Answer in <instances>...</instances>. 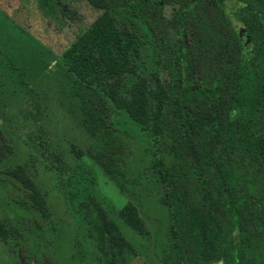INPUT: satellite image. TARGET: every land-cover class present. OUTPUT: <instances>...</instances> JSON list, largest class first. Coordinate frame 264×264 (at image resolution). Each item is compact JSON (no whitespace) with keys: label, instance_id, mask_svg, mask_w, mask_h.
Wrapping results in <instances>:
<instances>
[{"label":"trees","instance_id":"16d2710c","mask_svg":"<svg viewBox=\"0 0 264 264\" xmlns=\"http://www.w3.org/2000/svg\"><path fill=\"white\" fill-rule=\"evenodd\" d=\"M86 1L99 13L60 60L72 76L82 125L104 147L88 151L92 160L108 176L117 171L119 140L106 122L107 99L176 158L170 167L160 159L153 165L169 184L171 230L183 262L197 264L205 257L210 264H264V188L256 195L245 190L258 180L264 186L258 174L264 137L252 129L264 134V0H233L228 10L227 0ZM164 5L171 9L167 16ZM117 6L129 7L151 33L155 69L149 76L139 74L129 59L138 34L134 24L117 25L112 14ZM126 74L134 76L128 85ZM192 167L210 182L199 202L185 190ZM2 171L49 217L43 194L20 166ZM87 200L103 264L126 263L131 243L98 201L90 195ZM118 214L137 233H147L131 203ZM11 233L0 220V239Z\"/></svg>","mask_w":264,"mask_h":264},{"label":"rangeland","instance_id":"374dc122","mask_svg":"<svg viewBox=\"0 0 264 264\" xmlns=\"http://www.w3.org/2000/svg\"><path fill=\"white\" fill-rule=\"evenodd\" d=\"M232 4L227 0L226 9ZM170 11L163 6L164 15ZM98 13L86 0H0V220L12 228L5 241L0 239V264H21V257L24 264H103L88 218L93 215L88 195L131 243L133 252L124 264H185L171 230L169 184L153 165L160 159L170 167L176 158L107 99L106 122L119 140L117 171L111 177L104 174L88 152L103 146L82 125L79 98L60 55ZM112 14L118 26L132 29L134 24L138 41L129 59L139 74L149 76L155 69L150 31L127 6L115 7ZM133 79L126 74L125 85ZM252 129L264 137L259 127ZM76 148L83 153L76 154ZM15 166L43 194L49 217L39 214L26 190L2 171ZM260 166L264 181V160ZM209 183L192 167L185 190L199 202ZM245 186L254 195L264 188L261 180ZM126 202L136 207L146 234L119 216ZM197 264L210 261L204 257Z\"/></svg>","mask_w":264,"mask_h":264}]
</instances>
